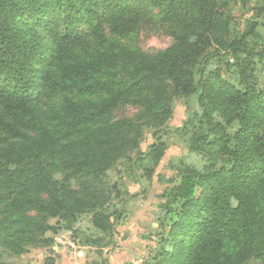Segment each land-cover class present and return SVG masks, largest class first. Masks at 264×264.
Segmentation results:
<instances>
[{"label": "trees", "instance_id": "16d2710c", "mask_svg": "<svg viewBox=\"0 0 264 264\" xmlns=\"http://www.w3.org/2000/svg\"><path fill=\"white\" fill-rule=\"evenodd\" d=\"M147 1L163 21L178 22L176 44L154 56L106 48L88 60L80 59L85 34L98 37L107 25L130 31L138 9L123 0H0V245L16 254L48 246L53 219L69 229L89 211L108 230L94 183L130 161L144 127L165 123L172 98L196 96L181 131L203 166L181 168L171 190L180 208L159 219L155 264L264 258V89L250 85L245 43L255 28L221 39L216 17L225 10L217 0ZM213 42L236 58L239 86L214 72L198 85ZM56 94H67L60 109L39 106ZM126 105L139 118L113 119Z\"/></svg>", "mask_w": 264, "mask_h": 264}, {"label": "rangeland", "instance_id": "374dc122", "mask_svg": "<svg viewBox=\"0 0 264 264\" xmlns=\"http://www.w3.org/2000/svg\"><path fill=\"white\" fill-rule=\"evenodd\" d=\"M217 1L225 10L223 17H216L217 38H241L244 32L255 28L245 41L246 53L252 57L249 82L263 90L264 0ZM123 2L134 10L138 9L135 16H129L136 25L125 27L130 30L126 32L107 25L98 37L86 33L80 59L89 60L91 55L97 56L106 48L117 47L154 56L176 44V37L181 32L176 20L163 21L160 11L147 0ZM208 52L214 57L209 72L197 76L200 88L210 72L217 73L231 85L239 86L234 55L214 42ZM65 95L42 98L39 106L58 110ZM170 106L172 112L164 124L143 128L139 146L129 153L130 161L114 165L100 184L94 183V193L100 199L102 213L110 221L108 230L97 228L89 211L78 216L77 222L69 229L64 223L58 228L57 220L53 219L49 224L55 229L45 234L52 240L48 246L36 243L24 253L16 254L7 246L0 245V264H155L161 253L159 219L165 218L169 211L168 218H174L173 210L180 208L174 203L171 190L181 179V168L185 165L203 166L202 159L189 152L184 141L186 137L181 131L190 117L189 107L192 110L198 108L196 96L191 99L174 97ZM139 116V109L130 105L119 107L112 114L113 119ZM155 145H161V150L153 152ZM166 206L171 207L168 209ZM249 264H264V258L253 259Z\"/></svg>", "mask_w": 264, "mask_h": 264}]
</instances>
